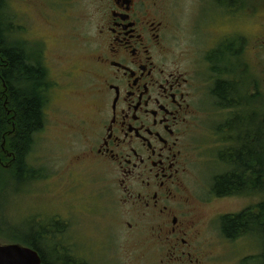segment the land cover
Wrapping results in <instances>:
<instances>
[{
    "label": "flooded vegetation",
    "instance_id": "flooded-vegetation-1",
    "mask_svg": "<svg viewBox=\"0 0 264 264\" xmlns=\"http://www.w3.org/2000/svg\"><path fill=\"white\" fill-rule=\"evenodd\" d=\"M233 1L221 2V8L230 10L225 17L228 21L233 19ZM28 2L21 0L18 28L33 33L35 16L29 14ZM71 3L40 1L38 16L43 23L53 30H67L35 36L42 45L41 60L28 47L25 51L32 63L45 70L41 91L42 102L47 99L46 119L48 106L52 100L56 106L61 93L72 103L77 92L82 96L86 90L92 92L81 99L85 109L79 117L80 129H87L91 144L84 156L76 158L89 160L92 169L88 173L102 177L101 192L105 191L108 203L126 208L133 220L125 221L129 232L148 226L151 246L162 252L157 264H199L195 253L202 220L195 205L203 199L192 184L194 152L198 149L200 154L202 149L195 143L200 136L197 129L204 131L203 118L212 115V106L229 115L235 112L243 80V92L250 90L249 84L252 88L247 55L257 39L239 33L236 25L217 31L226 24L219 19L216 30L208 28L210 40L198 46V56L182 67L173 60L166 39L165 16L160 12L164 0H98L94 30L84 35L68 29ZM78 39L80 52L61 55L58 46L68 47ZM54 50L57 56L51 55ZM216 91L227 92L224 96L229 102H223V107H219ZM228 124H223V130ZM219 129L218 125L210 134L214 135L216 157L222 158L230 149L226 150L227 144L218 136ZM201 154L207 160L215 157ZM8 156L13 159V152ZM67 174L75 185L60 192L66 195L82 185L75 178L80 173ZM59 194L54 198L59 199ZM67 207L70 213L77 212L74 204ZM155 252L157 259L159 252Z\"/></svg>",
    "mask_w": 264,
    "mask_h": 264
},
{
    "label": "rangeland",
    "instance_id": "rangeland-1",
    "mask_svg": "<svg viewBox=\"0 0 264 264\" xmlns=\"http://www.w3.org/2000/svg\"><path fill=\"white\" fill-rule=\"evenodd\" d=\"M28 1L26 6L31 11L29 14L35 16L33 33H30L31 30L16 28L12 34L10 32L8 42L25 49L28 47L31 55L41 60L42 45L35 36L43 32L59 34L67 29L48 28L38 16L41 0ZM70 1L72 3L68 13L72 15V19L69 22V31L78 35L93 31L98 0ZM221 2L227 4L229 0H164L160 12L165 16L166 39L170 44L173 60L182 67L190 65L198 56V46L210 40L207 36L208 28L216 30L219 19H224L226 24H221L217 31H221L222 27L235 28L236 25L239 33L248 35L252 40L257 39L247 55L251 59L249 82L252 88L250 84L247 86L250 90L246 95V105L239 109L235 107L231 118L235 119L238 112L243 114V130H251V134L258 137L259 151H263L264 132L261 124L264 123V0H234L230 4L233 15L231 21L225 18L230 10L221 8ZM21 8V0H8L6 16L7 22H11L12 26L18 27L21 22ZM26 35L29 41L25 39L28 38ZM81 43L78 39L73 45L58 47L61 48V55H64L63 52L68 51L80 52ZM51 55L57 56L56 50ZM91 93L86 90L82 96L77 92L71 100L72 103L61 93L56 99V106L52 100L47 108L46 125L35 134L33 148L27 157L28 164L38 171L40 177L32 184L23 186L18 192H12L10 197L6 196L7 203L0 207V213L5 210L8 214L1 213L0 218L8 222L10 227L21 229L22 236L40 230L53 233L41 239L39 244L51 264H63L56 255L65 249L82 264H157L162 252L151 246L148 226L144 224L138 231L129 232L126 222L133 220L126 213V208L112 207L105 191L101 192L102 177L96 173H88L92 169L89 160L76 158L79 155L84 156V150L91 144L89 132L79 126V117L85 109L80 105L81 99ZM248 100H251L250 105ZM212 108V115L203 118L204 131L197 129L200 136L195 138V143L202 149L200 154L198 149L194 152L192 184L196 194L203 199L197 200L195 205L202 220L198 224L196 244L199 250L195 254H198L199 264H242L247 258H250V264H256L262 248L261 238L249 234L235 240L227 239L220 230L219 219L222 215L257 205L264 200V192L229 197H216L213 193L211 181L216 174L226 170V163L216 157L217 148L214 146L212 134L218 125L223 127L229 114L213 106ZM253 118L259 125L257 129ZM239 123L240 120L237 119L236 124ZM4 149L6 154L3 152L0 155V179L11 181L14 169L11 167L10 157L7 156L9 149ZM201 152L215 157L208 161ZM68 172L80 173L75 178L81 179L79 183L82 182V185L66 195L60 192L75 185L74 181H68ZM57 193H60L59 199L54 198ZM68 203L74 204L77 212L70 213ZM12 242L21 243L8 240L0 231V243ZM155 251L159 252L157 259Z\"/></svg>",
    "mask_w": 264,
    "mask_h": 264
},
{
    "label": "trees",
    "instance_id": "trees-1",
    "mask_svg": "<svg viewBox=\"0 0 264 264\" xmlns=\"http://www.w3.org/2000/svg\"><path fill=\"white\" fill-rule=\"evenodd\" d=\"M7 3L8 0H0V155L7 147L9 152H13L11 167L14 170L11 181L0 179V207L5 205L6 196L10 197L12 192H18L23 186L32 184L40 177L38 171L28 164L27 157L33 148L35 134L42 131L46 125L44 110L47 104L46 98L44 103L42 102L41 91L43 81L41 76L45 70L29 60L25 48L10 45L8 42L10 32L12 34L18 27H13L11 22H7ZM45 86L46 93L50 83H45ZM243 86L244 80L238 87L235 104L237 109L247 102V92L242 91ZM215 94L219 98V107H223V102H229V98L224 96L227 92L216 91ZM250 103L251 100H248V105ZM231 115L225 121L230 124L224 130L223 127L217 130L218 136L227 144L225 147H228L226 150L230 149V153L221 158L226 163V170L213 177V193L219 197H229L256 191L264 192V142L263 151H259L258 137L251 134V130L249 132L243 130L245 125L243 114L238 112L233 122L230 120ZM237 119L240 120L239 125L236 124ZM253 120L257 129L259 125L254 118ZM261 128L264 132V123L261 124ZM5 212L7 211L1 213ZM219 220L220 230L227 239L235 240L249 234L259 236L262 248L256 264H264V200L240 212L222 215ZM57 222L59 223V220ZM37 229L40 230L38 227ZM0 231L8 240H17L37 250L43 264H51L39 244L41 239L53 233L40 230L22 236L21 229L10 227L3 218H0ZM8 232L10 233L7 234ZM57 253V259L63 264H82L70 255L67 249ZM249 260L250 258L244 259L242 264H250Z\"/></svg>",
    "mask_w": 264,
    "mask_h": 264
},
{
    "label": "water",
    "instance_id": "water-1",
    "mask_svg": "<svg viewBox=\"0 0 264 264\" xmlns=\"http://www.w3.org/2000/svg\"><path fill=\"white\" fill-rule=\"evenodd\" d=\"M0 264H43L37 250L21 243H0Z\"/></svg>",
    "mask_w": 264,
    "mask_h": 264
}]
</instances>
